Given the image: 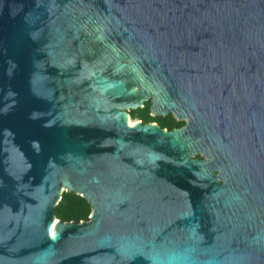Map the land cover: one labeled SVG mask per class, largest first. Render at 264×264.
<instances>
[{"label":"water","instance_id":"water-1","mask_svg":"<svg viewBox=\"0 0 264 264\" xmlns=\"http://www.w3.org/2000/svg\"><path fill=\"white\" fill-rule=\"evenodd\" d=\"M0 264H264V0H0Z\"/></svg>","mask_w":264,"mask_h":264},{"label":"trees","instance_id":"trees-1","mask_svg":"<svg viewBox=\"0 0 264 264\" xmlns=\"http://www.w3.org/2000/svg\"><path fill=\"white\" fill-rule=\"evenodd\" d=\"M131 115L133 119L142 120L144 123H154L159 121L163 129L167 128L170 131L176 128H181L184 125V122L178 121L173 114H170L167 117H153L151 115L150 102L146 104L145 108L132 111ZM198 157L200 158L201 156ZM91 213L92 206L88 199L75 192H64L61 201L55 207L56 218L64 222L80 223L82 221H89Z\"/></svg>","mask_w":264,"mask_h":264},{"label":"bare ground","instance_id":"bare-ground-1","mask_svg":"<svg viewBox=\"0 0 264 264\" xmlns=\"http://www.w3.org/2000/svg\"><path fill=\"white\" fill-rule=\"evenodd\" d=\"M127 121H128V122H133V120L131 119L130 116H127ZM58 222H59V219H55V220L53 221L52 226H51V235H52L53 238H55L56 233H57V232H56V225H57Z\"/></svg>","mask_w":264,"mask_h":264},{"label":"flooded vegetation","instance_id":"flooded-vegetation-1","mask_svg":"<svg viewBox=\"0 0 264 264\" xmlns=\"http://www.w3.org/2000/svg\"><path fill=\"white\" fill-rule=\"evenodd\" d=\"M148 102H150V101L147 100V102H145L144 106L141 107V108H139V109L145 108V106H146V104H147ZM136 110H138V109H135V110H133V109H127L126 111L128 112L129 116L131 117V112H132V111H136ZM150 110H151V102H150ZM151 115H152V111H151ZM169 115H170V114H169ZM152 116H153V115H152ZM158 116H160V115H158ZM167 116H168V115H167ZM167 116H162V117H167ZM153 117H154V116H153ZM156 117H157V116H156ZM139 121H142V120H139ZM142 122H143V121H142ZM143 123H144V122H143ZM154 123H156L157 125H159V126L161 127L159 121H156V122H154ZM145 124H147V123H145ZM166 129H167V128H166Z\"/></svg>","mask_w":264,"mask_h":264},{"label":"rangeland","instance_id":"rangeland-1","mask_svg":"<svg viewBox=\"0 0 264 264\" xmlns=\"http://www.w3.org/2000/svg\"><path fill=\"white\" fill-rule=\"evenodd\" d=\"M131 118H132V115H131ZM133 119V118H132ZM136 120H138L139 121V119H133V121H136ZM178 121H180V120H178ZM181 122H184V125H183V127L186 125V121H181ZM182 128V127H181ZM198 156H201V155H198ZM197 156V157H198ZM199 158V157H198ZM200 158H202V157H200ZM65 192H67V191H65ZM92 214V213H91ZM56 219H58V218H56Z\"/></svg>","mask_w":264,"mask_h":264}]
</instances>
